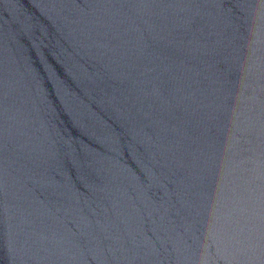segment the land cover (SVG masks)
Here are the masks:
<instances>
[{"label":"water","instance_id":"95a60500","mask_svg":"<svg viewBox=\"0 0 264 264\" xmlns=\"http://www.w3.org/2000/svg\"><path fill=\"white\" fill-rule=\"evenodd\" d=\"M0 264H264V0H0Z\"/></svg>","mask_w":264,"mask_h":264}]
</instances>
